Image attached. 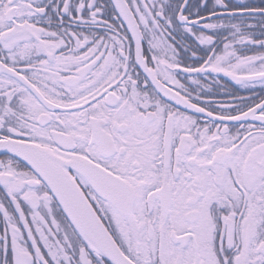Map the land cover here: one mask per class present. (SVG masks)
<instances>
[{
    "label": "snow or ice",
    "instance_id": "6c2138e0",
    "mask_svg": "<svg viewBox=\"0 0 264 264\" xmlns=\"http://www.w3.org/2000/svg\"><path fill=\"white\" fill-rule=\"evenodd\" d=\"M0 264H264V0H0Z\"/></svg>",
    "mask_w": 264,
    "mask_h": 264
},
{
    "label": "flooded vegetation",
    "instance_id": "af4514ba",
    "mask_svg": "<svg viewBox=\"0 0 264 264\" xmlns=\"http://www.w3.org/2000/svg\"><path fill=\"white\" fill-rule=\"evenodd\" d=\"M256 2H259V0H256ZM259 30L257 29V32H258ZM248 54H252V52H249ZM226 82H228L227 81V78H223ZM229 83H231V82H229ZM257 93H259L260 92V89H259V87H257V89L255 90ZM239 95H242V96H247V95H249V92L248 91H246V90H243V89H241L240 91H239ZM218 98H221V99H227V97H225V96H220V97H218Z\"/></svg>",
    "mask_w": 264,
    "mask_h": 264
}]
</instances>
